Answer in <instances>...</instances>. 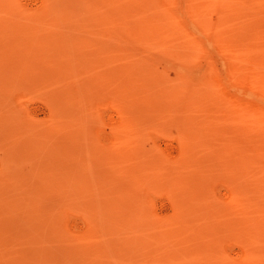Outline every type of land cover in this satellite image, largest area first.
<instances>
[{"label": "rangeland", "instance_id": "rangeland-1", "mask_svg": "<svg viewBox=\"0 0 264 264\" xmlns=\"http://www.w3.org/2000/svg\"><path fill=\"white\" fill-rule=\"evenodd\" d=\"M100 1L0 0V264H264V176L207 118L119 115Z\"/></svg>", "mask_w": 264, "mask_h": 264}, {"label": "bare ground", "instance_id": "bare-ground-1", "mask_svg": "<svg viewBox=\"0 0 264 264\" xmlns=\"http://www.w3.org/2000/svg\"><path fill=\"white\" fill-rule=\"evenodd\" d=\"M99 6L116 38L119 115L207 118L233 135L236 164L252 178L264 176V0H101ZM158 52L169 56L172 79L156 70ZM202 60L201 70L187 69ZM240 197L264 248V188L256 183Z\"/></svg>", "mask_w": 264, "mask_h": 264}]
</instances>
